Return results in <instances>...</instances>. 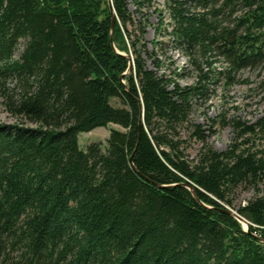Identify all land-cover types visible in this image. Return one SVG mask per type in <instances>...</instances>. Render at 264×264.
<instances>
[{"label":"trees","instance_id":"16d2710c","mask_svg":"<svg viewBox=\"0 0 264 264\" xmlns=\"http://www.w3.org/2000/svg\"><path fill=\"white\" fill-rule=\"evenodd\" d=\"M165 2L188 55L217 51L230 71L264 62V0ZM148 3L0 0V96L17 120L0 123V264H264V199L235 210L247 232L226 212L264 180V147L217 152L194 127L204 146L185 158L176 131L201 92L170 85L129 40V6ZM108 124L123 131L105 150L79 148ZM241 131L264 135V117Z\"/></svg>","mask_w":264,"mask_h":264},{"label":"rangeland","instance_id":"374dc122","mask_svg":"<svg viewBox=\"0 0 264 264\" xmlns=\"http://www.w3.org/2000/svg\"><path fill=\"white\" fill-rule=\"evenodd\" d=\"M129 9L134 18L133 25L127 27L129 40L137 44V47L143 44L153 52L152 58L159 62L158 74L163 75L170 85L199 87L201 92L190 99L188 122L176 131L178 136L175 140L179 142L185 158L195 161L204 146L193 135L194 127H199L205 143L217 152L224 151L236 138L238 144H244L243 148L256 150L264 147V135L257 131H241L264 117V62L230 71V65L224 57L217 55V51L210 52L205 57L199 53L188 55L173 42V22L165 0H150V3L137 12L132 5ZM240 14L242 13L237 12L234 16ZM23 45L24 42L21 41L16 57ZM114 49L116 53L126 55ZM148 65L151 66L149 60ZM111 104L119 106L116 99H112ZM16 122L5 111L0 96V123ZM111 130L123 131L118 125L108 124L106 127L80 133L79 148L85 151L89 145L99 144L105 150ZM255 196L264 199V180L240 185L227 196L231 203L229 208H233L232 211L235 212ZM247 223L240 221L244 229L248 227Z\"/></svg>","mask_w":264,"mask_h":264},{"label":"water","instance_id":"95a60500","mask_svg":"<svg viewBox=\"0 0 264 264\" xmlns=\"http://www.w3.org/2000/svg\"><path fill=\"white\" fill-rule=\"evenodd\" d=\"M110 1V0H109ZM112 29H113V23H112ZM111 39V42H112V38H110ZM122 55V54H121ZM123 56V55H122ZM131 65L132 64H129V66H130V68H131ZM130 68H129V70H130ZM126 73H124L123 75H125ZM226 212L228 213V214H230V215H232L239 223H240V221H242V222H245V223H247L243 218H241L240 216H238L234 211H232L231 209H227L226 210ZM248 224V223H247ZM242 228H243V230L245 231V232H247V230H248V227H246V229H244V227L242 226Z\"/></svg>","mask_w":264,"mask_h":264}]
</instances>
